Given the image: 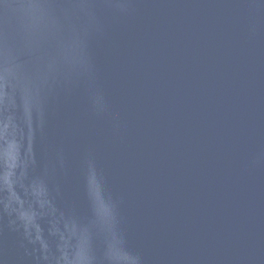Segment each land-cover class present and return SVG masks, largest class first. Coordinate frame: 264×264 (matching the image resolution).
Wrapping results in <instances>:
<instances>
[{"label":"water","instance_id":"95a60500","mask_svg":"<svg viewBox=\"0 0 264 264\" xmlns=\"http://www.w3.org/2000/svg\"><path fill=\"white\" fill-rule=\"evenodd\" d=\"M0 264H264V0H0Z\"/></svg>","mask_w":264,"mask_h":264},{"label":"clouds","instance_id":"9594fccd","mask_svg":"<svg viewBox=\"0 0 264 264\" xmlns=\"http://www.w3.org/2000/svg\"><path fill=\"white\" fill-rule=\"evenodd\" d=\"M9 156H10V158H13V157L11 156V149H10V152H9ZM24 217H25V219H27V220H29V221H31V219H32V217L29 216L27 213L24 214Z\"/></svg>","mask_w":264,"mask_h":264}]
</instances>
